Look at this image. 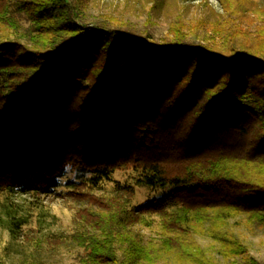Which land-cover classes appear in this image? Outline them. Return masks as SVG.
Listing matches in <instances>:
<instances>
[{
  "label": "trees",
  "instance_id": "16d2710c",
  "mask_svg": "<svg viewBox=\"0 0 264 264\" xmlns=\"http://www.w3.org/2000/svg\"><path fill=\"white\" fill-rule=\"evenodd\" d=\"M21 17L24 42L7 34ZM0 29V194L52 191L67 170L82 177L69 192L98 190L117 166L99 154L126 137L144 144L157 132L149 120L164 112L160 125L187 122L193 149L174 170L155 158L130 163L135 183L114 180L106 203L90 205L72 235L80 264H210L194 233L227 257L259 264L229 220L264 223V23L245 41L231 34L222 48L180 30L156 45L88 25L70 0H0ZM78 119L77 129L92 127L82 146L74 142L83 133L70 131ZM135 185L161 192L131 206ZM0 205V225L18 239L26 220ZM151 212L163 218L161 232L144 241L132 223ZM35 257L28 264H41Z\"/></svg>",
  "mask_w": 264,
  "mask_h": 264
},
{
  "label": "rangeland",
  "instance_id": "374dc122",
  "mask_svg": "<svg viewBox=\"0 0 264 264\" xmlns=\"http://www.w3.org/2000/svg\"><path fill=\"white\" fill-rule=\"evenodd\" d=\"M70 2L85 15L88 25L94 26L104 22L108 28L130 30L156 45L174 36L175 30H180L189 40L194 38L196 41L200 40L202 43L222 48L231 43V36L238 42L245 41L260 24L264 23V0H70ZM18 24L17 32L9 29L7 34L12 39L24 42L25 38L18 37V32L22 34L27 21L21 17ZM4 31L5 29H0V34ZM79 101L75 98L73 104L78 106ZM163 116L164 112L153 115V120H149L151 125H157V132L155 136L152 135L142 141L144 144L138 143L135 139L137 135H132L136 141L128 140L126 137L113 151L99 154L100 159L110 158L112 161L114 158L113 160H116L114 165L117 166L114 167L111 180L98 190L79 188L69 192L73 186L72 182L82 177L75 171L67 170L52 191L0 194V204H6L8 210L23 216L26 220L18 239H13L9 230L0 225V263L28 264L31 257L36 256L41 264H80L84 251L72 240L73 236L79 235V221L91 211L90 205L106 203L104 194L111 192L114 180L135 183L136 172L130 163L134 160L155 158L162 162L167 170H174L180 166L183 156L190 153L187 148L193 149L194 141L186 142L185 138L192 131L188 129L187 122L180 119L178 122L170 123L167 120L161 126L160 120L165 119ZM82 119L85 118L81 117ZM81 120H71L70 125V131L79 130V133H83L81 139L74 142L79 146L84 144L82 139L86 137L85 133L92 130V127L77 129ZM130 136L128 135V138ZM87 140L84 141L88 142ZM67 146H69L67 154H74L72 147ZM73 157L75 158L74 155ZM30 174H26L28 180L36 181L35 177H31L34 173ZM35 183L44 184L40 180ZM65 191L72 196L67 198V193H63ZM160 192L135 185L129 205L143 204ZM161 223H163L161 215L156 212L146 213L133 221L132 229L141 234L144 241L158 239ZM229 223L230 229L234 230L248 246L250 256L259 264H264V223L248 225L240 217L230 219ZM193 236L207 253V261L210 264H246L243 258H231L220 253L218 243L208 235L194 233ZM167 264L201 263L191 262L190 259L182 261L170 258Z\"/></svg>",
  "mask_w": 264,
  "mask_h": 264
}]
</instances>
